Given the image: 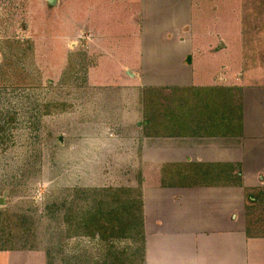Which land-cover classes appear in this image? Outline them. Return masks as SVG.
Returning <instances> with one entry per match:
<instances>
[{
    "label": "rangeland",
    "instance_id": "374dc122",
    "mask_svg": "<svg viewBox=\"0 0 264 264\" xmlns=\"http://www.w3.org/2000/svg\"><path fill=\"white\" fill-rule=\"evenodd\" d=\"M54 1L0 0V210L27 219L36 248L24 252L46 264H95L96 241L72 236L61 205L82 190L156 186L161 172L139 167L142 107L123 66L142 74L148 50L181 39L195 80L213 86L247 58L242 30L260 23L264 0ZM250 59L259 63L243 68L264 65ZM58 102L62 111L44 114ZM247 227L264 235V195Z\"/></svg>",
    "mask_w": 264,
    "mask_h": 264
},
{
    "label": "crops",
    "instance_id": "0c3cea01",
    "mask_svg": "<svg viewBox=\"0 0 264 264\" xmlns=\"http://www.w3.org/2000/svg\"><path fill=\"white\" fill-rule=\"evenodd\" d=\"M261 13L264 14V9ZM136 19L138 23L139 19ZM245 23L243 17L241 24ZM252 26L254 24L242 30L245 35L242 51H247V58L241 56L240 69L220 75L219 83L213 82V86L204 85L202 75L201 79L195 80L193 59L187 61L189 47H184L181 39L163 40L161 45L164 47L160 51L148 50L147 57L153 60L149 61L146 71L142 68V74L132 73L126 66L120 72V77L125 79L124 74L129 72L132 75L130 82L137 89L236 88L234 100L241 106L239 136L142 137L145 145L139 167L161 169L156 175L159 184L142 187L145 264H264V235L255 234L253 228L251 231L247 227L248 218L263 196L258 192L264 193V65L243 68L244 62L257 64V57H264V48H259L264 44V16H260V23H255L256 28ZM250 45L257 48V57L255 51H249ZM208 53H214L213 49ZM252 56L257 60H251ZM172 123L171 128L177 126V122ZM186 163L240 164L241 186L174 184L177 182L172 176L178 170L175 167ZM248 194L258 197L249 209L245 207ZM0 253L7 255V264H29L32 259L46 264L42 255L24 251Z\"/></svg>",
    "mask_w": 264,
    "mask_h": 264
},
{
    "label": "trees",
    "instance_id": "16d2710c",
    "mask_svg": "<svg viewBox=\"0 0 264 264\" xmlns=\"http://www.w3.org/2000/svg\"><path fill=\"white\" fill-rule=\"evenodd\" d=\"M235 89L220 86L138 89L142 107V137L239 136L241 106L234 100ZM65 106L59 102L46 103L43 106L44 114L62 111ZM174 121L177 126L171 128ZM155 128L159 131H155ZM175 168L178 170L172 176V180L177 182L174 184L202 187L241 186L240 164L186 163ZM166 184L169 186V183ZM258 194L264 195L260 192ZM76 200L77 204H74ZM257 200V195L248 194L245 207H253ZM61 206L62 224L72 236L96 241V248L92 247L96 249L98 258L94 261L95 264H145L141 186L82 190L79 197L74 196L71 199L69 196ZM15 219L7 211L0 210V251L35 249L36 244L30 241L33 234L27 229V219ZM17 234L19 236L15 237ZM115 241H126L129 247L119 250Z\"/></svg>",
    "mask_w": 264,
    "mask_h": 264
},
{
    "label": "water",
    "instance_id": "95a60500",
    "mask_svg": "<svg viewBox=\"0 0 264 264\" xmlns=\"http://www.w3.org/2000/svg\"><path fill=\"white\" fill-rule=\"evenodd\" d=\"M55 1L54 0H47V4L48 5H54ZM127 75H129L130 77H132V75L129 72H126ZM1 202V199H0Z\"/></svg>",
    "mask_w": 264,
    "mask_h": 264
}]
</instances>
